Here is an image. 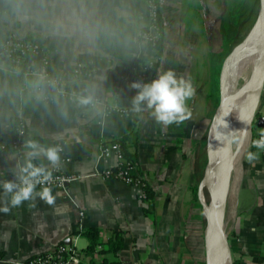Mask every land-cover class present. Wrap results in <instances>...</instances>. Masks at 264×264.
Here are the masks:
<instances>
[{"label":"crops","instance_id":"crops-1","mask_svg":"<svg viewBox=\"0 0 264 264\" xmlns=\"http://www.w3.org/2000/svg\"><path fill=\"white\" fill-rule=\"evenodd\" d=\"M149 1L0 0V37L33 41L49 54L54 70L74 86L78 83L73 68L83 63L92 73L81 79V87L102 101L94 105L61 97L45 101L25 88L18 73L0 68V142L17 139L23 124L25 142L35 139L60 146L59 167L44 156L36 163L82 175L64 189H51L56 197L52 204L35 195L13 207L10 194L0 188V207L9 206V211H0V264H19L58 244L75 246L83 255L81 264H92L85 235L92 228L99 230L101 240L114 231L124 234L122 264H206V221L194 189L202 179L199 161L206 148V84L213 95L218 73L220 87L222 69V56L215 51L216 22L211 25L214 36L207 37L208 53L202 45V34H208L206 0H159L166 46L154 79L160 70L171 69L178 78L190 80L195 91L186 100L190 115L180 123L165 125L146 106L141 114L138 160L156 191L157 212H147L135 187L99 174L117 163L115 156L101 155V145L136 128L135 112L121 115L103 102L116 101L112 82L117 71L129 70L156 53L139 37L150 23ZM188 1L201 2V7H185ZM130 84L117 98L128 110L133 109L136 91ZM234 138H239L235 146L240 135ZM245 143L233 172L223 226L231 255L240 264H264V150L250 146L248 139ZM23 151H0V185L17 179L12 153ZM249 151L259 152V158L249 162Z\"/></svg>","mask_w":264,"mask_h":264},{"label":"built area","instance_id":"built-area-1","mask_svg":"<svg viewBox=\"0 0 264 264\" xmlns=\"http://www.w3.org/2000/svg\"><path fill=\"white\" fill-rule=\"evenodd\" d=\"M148 16L150 18V23L148 26L140 31L139 37L142 43L153 48L156 52V42L162 36V31L159 26L160 18V2L159 0H150L148 2ZM44 54L40 57L39 53ZM27 54H32L38 56L40 59V65L34 66L32 59L26 60L24 57ZM24 61V66L26 67L22 83L25 88L32 92L33 94H40V97L45 101H51L57 97L67 99L72 102H78V97L81 95H86L85 91L81 87V79L86 75H91L86 71V67L83 63H77L73 68L74 79L78 83L77 86L72 85L67 80H65L60 74L55 73L50 75L47 71V67L52 65V61L49 54L39 47L36 43L30 40H19L13 35L2 38L0 37V62H3V66L0 68H7L10 71L16 73L21 69V62ZM158 61V56L155 53L152 57L144 60L143 62L135 63L129 70H119L116 72L115 78L112 82L113 86V97L116 99L115 102L107 104L103 102L106 109L111 111H116L121 115H127L131 112H137L123 108L117 102V98L122 96L124 87L132 81H151L155 77V65ZM43 77V79H41ZM36 78L35 84L31 85V80ZM71 88L68 90L67 88ZM264 92V91H263ZM53 93V94H50ZM102 101L94 97L93 103L91 105L101 103ZM264 107V99L263 105ZM264 119V110H263ZM264 132L262 128L257 136H250L248 139V144L253 145V141L260 137V134ZM19 137L12 141L0 142V151L4 150H16L18 152L24 149L25 137L27 131L25 125L21 124L18 126ZM247 143H245L246 145ZM244 145V146H245ZM115 149V150H113ZM101 155L115 156L117 158V163L115 167H108L99 172V174L107 179H116L122 181L128 185L135 187L138 191V196L140 199L145 201L146 199V188L148 187V182L143 176L138 173H133V165L131 162L127 161L123 156L118 144H102L100 147ZM240 161V154L236 158L234 171L237 170V166ZM82 178L79 173H68L59 169L52 170V179L47 182V186L51 189H64L71 182ZM18 182V181H17ZM41 186L37 185V189ZM99 246L97 249H100ZM3 257L0 255V261ZM83 262V255L78 249L73 245L58 244L51 251L37 254L29 257L25 261L19 264H81Z\"/></svg>","mask_w":264,"mask_h":264},{"label":"water","instance_id":"water-1","mask_svg":"<svg viewBox=\"0 0 264 264\" xmlns=\"http://www.w3.org/2000/svg\"><path fill=\"white\" fill-rule=\"evenodd\" d=\"M261 30H264V0H261L258 17L250 33L225 59L220 74V100L208 130V161L204 175L198 186L206 221L205 249L206 264H219L220 258L230 256L228 236L223 226L226 200L231 188L236 158L246 142L244 133L251 123L264 91V49L256 60L253 71L243 86L235 93L230 92V72L232 65L245 61L244 50L250 49ZM44 53L40 52L41 57ZM0 62V66H3ZM243 98L246 113L236 111L238 99ZM264 128V121L256 122ZM221 135L217 138L216 133ZM241 133V134H240ZM240 135L237 145L234 137ZM231 260V258H230Z\"/></svg>","mask_w":264,"mask_h":264},{"label":"clouds","instance_id":"clouds-1","mask_svg":"<svg viewBox=\"0 0 264 264\" xmlns=\"http://www.w3.org/2000/svg\"><path fill=\"white\" fill-rule=\"evenodd\" d=\"M43 79V77H41ZM130 87L136 89V93L132 98L133 110L140 112L146 106L152 109V114L156 120L165 125L172 123H180L189 115L186 100L194 94V88L190 80L177 77L171 69L160 70L157 78L151 81H132ZM92 95H81L78 102L81 105L93 103ZM221 135L216 133L217 138ZM239 138H234L236 142ZM253 145L257 149L264 150V132L260 137L253 141ZM61 149L59 145H44L38 140L29 139L24 144L23 155L18 152L12 153V158L16 159V165L13 173L16 180H5L0 188L6 194H10L9 203L11 206H18L26 200L34 199L38 195L47 203L55 202V194L51 188L47 186V182L52 179V170L46 168L43 164L35 162L39 156H44L53 167H59L61 160ZM259 158V152L249 151L247 159L254 162ZM18 181V182H17ZM37 185L41 188L37 192ZM0 211H9L6 203L0 207Z\"/></svg>","mask_w":264,"mask_h":264},{"label":"rangeland","instance_id":"rangeland-1","mask_svg":"<svg viewBox=\"0 0 264 264\" xmlns=\"http://www.w3.org/2000/svg\"><path fill=\"white\" fill-rule=\"evenodd\" d=\"M205 3V11L209 15L207 17V33L202 34V45L204 46L205 51L208 53L209 50V42H208V35L214 36V27H211L212 24L216 22V36H217V44H216V50L217 54L219 53L222 56V65L227 58V56L230 54V52L234 49V47L239 44L252 30L256 19L258 17V12L260 8L261 0H206ZM185 7L188 8H196L200 5L201 2H195V1H188L184 3ZM219 37V42H218ZM203 50V48H202ZM218 54V55H219ZM217 55V60L218 56ZM207 63L209 62V59L207 60ZM206 75L207 79H209L210 75V65L207 64L206 67ZM240 82V83H239ZM219 73L216 76V86L213 88V95L211 92V87L209 88V83L206 84V94H207V134H206V148L205 151L201 154V160L199 161L200 164V178L203 177L205 165L208 161V130L210 123L212 121V117L214 115V112L216 110V107L219 104L220 100V87H219ZM244 80L241 78H238L237 81L234 82V80H231L229 82V90L232 93L237 92L242 86H243ZM263 99H264V92L261 95L260 101L258 103V106L256 108L255 114L252 118L251 123L248 125V128L246 131H242L244 133L245 138H249L250 136L257 135L259 131L261 130L260 127H254L256 125V122L260 119L264 121L263 119ZM257 126V125H256ZM241 134V133H240ZM236 143V142H235ZM230 258H231V264H234V257L231 255L230 252Z\"/></svg>","mask_w":264,"mask_h":264},{"label":"trees","instance_id":"trees-1","mask_svg":"<svg viewBox=\"0 0 264 264\" xmlns=\"http://www.w3.org/2000/svg\"><path fill=\"white\" fill-rule=\"evenodd\" d=\"M159 26L160 30L162 31V36L158 41L156 42V54L158 56V61L155 65V72L157 68L159 67L161 63V59L164 55V50L166 46V32H165V25L164 20L162 17V14L160 12V18H159ZM26 60L32 59L34 66L40 65V59L36 55L27 54L24 57ZM24 61L21 62V69L18 72V75L20 78H23V73L26 69L24 66ZM87 72H90L87 68H85ZM47 71L50 75H54L57 73L51 66L47 67ZM58 74V73H57ZM36 81V78H33L31 80V85H34ZM68 90H71V88H67ZM137 91V90H136ZM135 91V93H136ZM135 93L132 95V97L135 95ZM53 94V93H50ZM144 110V109H143ZM142 111L136 112V128L129 133H126L120 137H117L111 141V144H118L120 147V150L125 157V159L133 165V173H138L141 176L145 178L143 175L142 169L139 166V157H138V146L140 141V133H141V114ZM254 127L257 128L255 125ZM257 135H254L255 137ZM110 144V143H109ZM134 148L135 151L133 152L131 148ZM147 181V179L145 178ZM148 182V181H147ZM156 191L152 188V186L148 182V187L146 188V199L145 202L147 203V212L148 213H156L157 212V204H156ZM194 197L195 200H199V192H198V186L194 189ZM86 237L89 240V245L87 249V254L92 256V264H122V261L119 259V251L123 248L124 245V234L118 231H114L112 235L107 240H101L100 239V233L99 230L96 228L89 229L85 232ZM99 246H101L100 249H97ZM96 257V259H95ZM234 264H240V259H236L234 257Z\"/></svg>","mask_w":264,"mask_h":264},{"label":"bare ground","instance_id":"bare-ground-1","mask_svg":"<svg viewBox=\"0 0 264 264\" xmlns=\"http://www.w3.org/2000/svg\"><path fill=\"white\" fill-rule=\"evenodd\" d=\"M264 49V30H261L258 34L256 41L254 44L251 45V48L246 49L243 51L246 59L244 62L240 64H234L232 65L231 72H230V78L231 80L237 81L238 78H242L244 80V83H247L254 65L256 63V60L259 58L261 51ZM240 83V82H239ZM236 111L246 113V107L243 104V98L237 100L236 104ZM242 133V131H241ZM219 264H231L230 256L227 255L226 258H220Z\"/></svg>","mask_w":264,"mask_h":264}]
</instances>
